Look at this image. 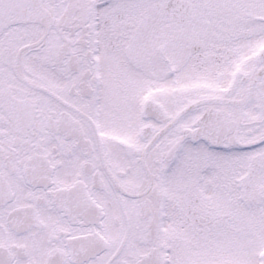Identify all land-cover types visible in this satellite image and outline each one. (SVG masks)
Segmentation results:
<instances>
[{
    "label": "snow or ice",
    "instance_id": "6c2138e0",
    "mask_svg": "<svg viewBox=\"0 0 264 264\" xmlns=\"http://www.w3.org/2000/svg\"><path fill=\"white\" fill-rule=\"evenodd\" d=\"M0 264H264V0H0Z\"/></svg>",
    "mask_w": 264,
    "mask_h": 264
}]
</instances>
